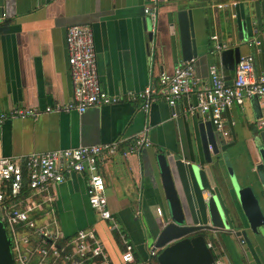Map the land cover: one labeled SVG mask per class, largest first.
<instances>
[{"label": "crops", "instance_id": "crops-1", "mask_svg": "<svg viewBox=\"0 0 264 264\" xmlns=\"http://www.w3.org/2000/svg\"><path fill=\"white\" fill-rule=\"evenodd\" d=\"M233 1L244 6L246 31L240 36L237 6L231 10L216 6ZM160 4L152 44L144 27L147 0H2L1 6L0 112L35 107L40 115L35 119L8 118L0 125V157L23 161L31 153L119 139H124V146L144 132L150 147L127 156L117 153L103 157L98 165L108 207L132 245L137 264L150 260V239L157 232L155 221L167 205L155 155L169 149L186 159L201 156L198 124L206 119L197 109L189 111L196 105L195 94L177 101L174 107L162 94L156 95L147 113L138 101L126 100L89 107L83 113L73 108L55 110L72 103L66 28L84 25L92 30L99 82L110 94L125 95L147 85L160 89V73H172L183 60L174 15L179 9L192 14L197 49L194 59L201 83L209 82L208 67L212 64L232 82L234 69H226L218 56L222 49L232 46L239 47L240 56L252 54L255 71L264 73V0H160ZM218 43H222L220 49ZM256 105L261 116H257ZM46 107L52 110L46 112ZM224 117L227 133L221 137L225 163L241 185L252 184L255 177L249 174L251 162L244 141L253 132L264 130L258 125L260 118L264 119V97L246 99L243 106L233 105L225 110ZM87 180V173H71L39 195L26 187L20 199L3 203L10 208L18 200L40 202L34 219L57 232L60 245L70 251L78 230L94 229L109 263L120 264L124 243L90 207ZM244 240L220 233L208 241L215 258L223 264H264V236L257 242Z\"/></svg>", "mask_w": 264, "mask_h": 264}, {"label": "built area", "instance_id": "built-area-1", "mask_svg": "<svg viewBox=\"0 0 264 264\" xmlns=\"http://www.w3.org/2000/svg\"><path fill=\"white\" fill-rule=\"evenodd\" d=\"M160 0H147L144 14L150 19V30L154 32ZM219 9L231 10L237 2H222ZM0 12V21L3 18ZM216 38V36H213ZM66 48L68 70L72 83V103L55 110L76 109L83 113L93 106L117 104L123 100L138 101L140 109L148 112L156 95L162 94L170 107L190 94H195L197 102L189 111H197L211 121L220 135L227 133L224 112L233 105L243 106L246 99L264 97V73L254 69V56H240L235 64L234 76L230 84L226 83L219 68L212 64L208 67L209 82L201 83L196 72L195 59L182 60L172 73L161 72L158 78L159 88L147 85L139 91H129L125 95L110 94L100 85L96 52L92 30L84 25H70L66 28ZM258 44V41L255 42ZM217 48L221 47L217 45ZM52 110L46 107L45 111ZM40 115L35 107H16L7 112H0V125L8 118H32ZM175 115V113L173 114ZM264 128V119L258 121ZM124 139L94 145H79L72 148L55 149L43 153H31L23 161L13 157H0V220L4 224L11 241L13 264H110L104 246L94 229H80L76 232L73 250L60 245L58 233L50 227L39 225L33 213L41 207L34 199L16 201L14 206H4L5 200L20 199L27 187L33 195L44 192L48 185L64 181L66 175L76 173L88 175V202L99 218L106 222L109 231L118 234L124 243L120 264L135 262L132 245L125 239L117 219L110 211L105 195V183L98 172V165L103 157L121 153L127 156L132 152L150 147L146 134L139 133L124 146ZM50 199V196H48ZM38 208V209H37ZM46 223V222H45ZM49 224V223H48ZM24 230V232H22ZM157 250L151 248L150 256ZM211 264H223L215 259Z\"/></svg>", "mask_w": 264, "mask_h": 264}, {"label": "water", "instance_id": "water-1", "mask_svg": "<svg viewBox=\"0 0 264 264\" xmlns=\"http://www.w3.org/2000/svg\"><path fill=\"white\" fill-rule=\"evenodd\" d=\"M1 6L2 0L0 12ZM235 12L237 27L242 30L240 36L246 31L244 6L239 4ZM174 15L182 59L190 60L197 56L191 11L179 9ZM144 27L152 44L154 33L147 16ZM218 45L221 47L222 43ZM218 56L221 64L232 70L240 58V49L225 48ZM224 79L229 80L230 76ZM256 106L257 116H261ZM198 130L201 156L186 159L169 149L155 155L167 205L155 221L157 232L150 239L152 248L157 250L155 258L142 264H211L216 259L208 241L211 236L228 233L248 242H257L264 236V130L253 132L244 141L251 162L249 174L255 177L252 184L245 185L226 165L225 144L211 121H200ZM10 246L0 220V264H13Z\"/></svg>", "mask_w": 264, "mask_h": 264}, {"label": "trees", "instance_id": "trees-1", "mask_svg": "<svg viewBox=\"0 0 264 264\" xmlns=\"http://www.w3.org/2000/svg\"><path fill=\"white\" fill-rule=\"evenodd\" d=\"M211 249H212V248H211ZM154 258H155V256H152L150 259H151V260H154ZM133 264H137V263L134 262Z\"/></svg>", "mask_w": 264, "mask_h": 264}, {"label": "rangeland", "instance_id": "rangeland-1", "mask_svg": "<svg viewBox=\"0 0 264 264\" xmlns=\"http://www.w3.org/2000/svg\"><path fill=\"white\" fill-rule=\"evenodd\" d=\"M147 258H148V256H147Z\"/></svg>", "mask_w": 264, "mask_h": 264}]
</instances>
